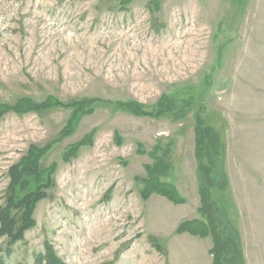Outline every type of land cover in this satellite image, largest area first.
Here are the masks:
<instances>
[{
	"label": "rangeland",
	"instance_id": "374dc122",
	"mask_svg": "<svg viewBox=\"0 0 264 264\" xmlns=\"http://www.w3.org/2000/svg\"><path fill=\"white\" fill-rule=\"evenodd\" d=\"M164 95L184 117L117 107L150 110ZM19 100L63 106L0 115V206L30 144L50 143L41 164L54 166L35 225L0 236L5 264H38L45 241L64 264H211L209 238L174 232L199 217L198 112L225 144L227 201L216 200L245 264H264V0H0V105ZM74 103L81 116L61 137ZM159 154L182 204L140 196L136 177Z\"/></svg>",
	"mask_w": 264,
	"mask_h": 264
},
{
	"label": "trees",
	"instance_id": "16d2710c",
	"mask_svg": "<svg viewBox=\"0 0 264 264\" xmlns=\"http://www.w3.org/2000/svg\"><path fill=\"white\" fill-rule=\"evenodd\" d=\"M182 101L183 104L186 103L183 98ZM59 104L49 100L41 103L19 100L11 106L0 105V115L8 110L15 112L44 110ZM182 106L177 107L174 97L170 95L160 97L150 110H146L141 103L136 101L117 104L118 108L120 107L131 114L153 118L168 114L175 118H182L185 116V109ZM70 107L74 110L61 131V137L74 131L81 116L80 113H77V104H70ZM194 122L193 140L199 181L197 188L199 217L181 220L174 232L176 234L188 233L201 239L209 238L211 241L209 248L211 264H245L239 233L231 224L225 210L220 208V205L227 201L226 194L228 193V181L224 171L225 144L219 131L206 122L199 112L195 115ZM81 144L80 142L70 145L66 149L64 159L70 161ZM49 148H51L50 143L45 145L30 144L21 159L9 168L6 199L5 203L0 206V236H6L10 243L21 240L24 232L35 225L33 213L36 204L46 197L47 191L54 185V166L45 167L41 164V158ZM155 150L151 149L149 154L155 155ZM137 152H143L142 144L139 142L137 143ZM159 155L154 163L145 165L144 176L136 177V181L141 186L140 196L146 200L151 194L156 193L175 205L182 204L185 198L175 185L172 182L161 180V177L168 174L171 163L166 156ZM216 199H219L220 205ZM36 262L38 264H64L57 258L55 251L47 241L44 242V252L36 256ZM0 264H5L1 256Z\"/></svg>",
	"mask_w": 264,
	"mask_h": 264
},
{
	"label": "crops",
	"instance_id": "0c3cea01",
	"mask_svg": "<svg viewBox=\"0 0 264 264\" xmlns=\"http://www.w3.org/2000/svg\"><path fill=\"white\" fill-rule=\"evenodd\" d=\"M176 187V186H175ZM197 194H198V192H197ZM198 205H199V197H198ZM198 207V206H197Z\"/></svg>",
	"mask_w": 264,
	"mask_h": 264
}]
</instances>
